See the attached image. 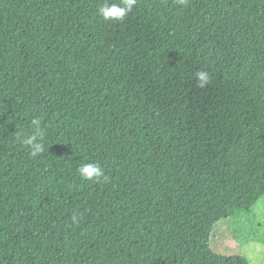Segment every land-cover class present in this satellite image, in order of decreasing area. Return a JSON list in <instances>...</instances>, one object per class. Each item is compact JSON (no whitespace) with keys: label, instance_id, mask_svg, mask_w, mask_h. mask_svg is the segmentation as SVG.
<instances>
[{"label":"trees","instance_id":"1","mask_svg":"<svg viewBox=\"0 0 264 264\" xmlns=\"http://www.w3.org/2000/svg\"><path fill=\"white\" fill-rule=\"evenodd\" d=\"M104 2L0 0V264H250L212 237L264 200V0Z\"/></svg>","mask_w":264,"mask_h":264},{"label":"rangeland","instance_id":"2","mask_svg":"<svg viewBox=\"0 0 264 264\" xmlns=\"http://www.w3.org/2000/svg\"><path fill=\"white\" fill-rule=\"evenodd\" d=\"M212 248L221 256H241L250 264H264V200L254 214L241 216L239 222L229 219L217 224Z\"/></svg>","mask_w":264,"mask_h":264},{"label":"clouds","instance_id":"3","mask_svg":"<svg viewBox=\"0 0 264 264\" xmlns=\"http://www.w3.org/2000/svg\"><path fill=\"white\" fill-rule=\"evenodd\" d=\"M137 0H118V2L110 3L108 0L98 8L97 14L104 21H122L129 13L132 12L136 6ZM211 77L207 71H197L195 73L196 85L199 88H204L210 83ZM35 132L31 135L21 138L22 145L26 146L31 157H37L43 150L44 144L43 131L40 129V121L34 120ZM39 138V139H38ZM77 173L81 179L85 181L95 180L96 182L109 183L111 177L105 174L104 169L99 162H83L77 169ZM71 222L73 224L80 223V214L74 212L71 216Z\"/></svg>","mask_w":264,"mask_h":264}]
</instances>
